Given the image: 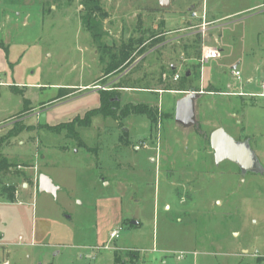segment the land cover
<instances>
[{
    "label": "rangeland",
    "instance_id": "rangeland-1",
    "mask_svg": "<svg viewBox=\"0 0 264 264\" xmlns=\"http://www.w3.org/2000/svg\"><path fill=\"white\" fill-rule=\"evenodd\" d=\"M99 5L0 0V264H263L264 173L215 163L209 134L248 138L264 168V109L248 103L264 92V0ZM204 45L221 56L202 61ZM172 69L196 89L191 124L174 118ZM101 91L115 117L76 126L78 143L65 125Z\"/></svg>",
    "mask_w": 264,
    "mask_h": 264
},
{
    "label": "water",
    "instance_id": "water-1",
    "mask_svg": "<svg viewBox=\"0 0 264 264\" xmlns=\"http://www.w3.org/2000/svg\"><path fill=\"white\" fill-rule=\"evenodd\" d=\"M169 6V0H159V7ZM188 74V72H186ZM195 91L189 90L175 103L174 118L183 125L191 124L194 119ZM46 121L45 112H41L39 123ZM209 145L213 151L215 163L228 160L237 165L241 173L257 172L264 173V168L250 147L248 138L238 140L229 135L222 127L213 129L209 134ZM37 189L40 192L56 194V186L51 178L40 173L37 179ZM132 223H137L133 221Z\"/></svg>",
    "mask_w": 264,
    "mask_h": 264
},
{
    "label": "trees",
    "instance_id": "trees-1",
    "mask_svg": "<svg viewBox=\"0 0 264 264\" xmlns=\"http://www.w3.org/2000/svg\"><path fill=\"white\" fill-rule=\"evenodd\" d=\"M84 9H86L87 12H92V11H99L101 9L100 7V0H81ZM89 12V13H90ZM88 15V14H87ZM89 16V15H88ZM87 16V17H88ZM87 20V18H86ZM89 27V26H88ZM199 41V39H198ZM197 43V42H196ZM128 53L130 52H126L124 51V49H122L121 51V60L126 59V57L128 56ZM195 54L197 55V57L200 58L201 53L199 51V49L195 52ZM120 63V62H119ZM170 72L173 74L174 73V69L170 70ZM175 74V73H174ZM173 74V75H174ZM189 75L190 73L188 72V74H186V72L183 74V76L180 77L179 75V82L177 84H171L169 86H167L165 89L167 90H180V91H189V90H196L192 84L189 82ZM115 87H123L122 82H119L117 84H115ZM70 89L72 88H59V95H66L69 93V91H71ZM118 100H119V96L117 97H111L108 96V93L105 91H101L100 92V104L98 107L95 108H91L88 109L87 111H85L83 117H79V116H75L71 121L67 122V124L65 126H67L68 128V132L71 136H73L74 138H76V140L78 141V143H82V140L79 138V134L78 131L76 130V126L77 127H87L90 125L91 123V118L95 115V114H101V115H107V116H112L115 117V113H113L114 111H116L118 109ZM140 107V108H139ZM135 109H139V111H144L148 114V117L153 120L152 114L150 111H148L145 106H136ZM4 160V159H3ZM5 161V160H4ZM8 164L6 162H4V164H0V169H4L7 168ZM15 174H22V172L16 171ZM14 188L10 187V188H4L2 191V193H7V199L13 201V191ZM132 261V259H131ZM115 264H124V262L119 261L118 258L115 257L114 259ZM132 264V263H130Z\"/></svg>",
    "mask_w": 264,
    "mask_h": 264
},
{
    "label": "crops",
    "instance_id": "crops-1",
    "mask_svg": "<svg viewBox=\"0 0 264 264\" xmlns=\"http://www.w3.org/2000/svg\"><path fill=\"white\" fill-rule=\"evenodd\" d=\"M169 6H170V0H169ZM256 6V5H255ZM168 20L169 19H167L166 21L168 22ZM174 20V19H173ZM213 20H215V19H211L210 21H208V23H211ZM189 21H190V19H189ZM169 23H171V22H169ZM176 30V29H175ZM178 30V29H177ZM172 31H174V30H172ZM204 31V30H203ZM196 33H201L202 32V29H200V28H198V30H196L195 31ZM207 46H209V45H207ZM210 47H215V46H210ZM215 48H217V47H215ZM218 49V51H219V55L217 56V57H220L221 56V52H222V49L221 48H217ZM214 58H216V57H214ZM201 60L202 61H206L207 59H202V57H201ZM232 68H237V65L235 64V65H233L232 66ZM170 93H172V94H176V93H178V91H176V90H171V91H169ZM249 96H251V97H253V99H252V102H249L248 101V103H251V104H253L255 107L258 105V107L259 108H263L264 109V100H262V102H260V101H258L257 102V100H256V98L255 97H259V98H263L264 99V92L262 91V92H257V93H255V92H252L251 94H249ZM180 97H182L181 95H179L178 96V98H177V100L180 98ZM176 103V102H175ZM174 109H175V106H174ZM39 116H40V114H39ZM38 116V117H39ZM260 119H261V114H259L258 113V117H257V119H255V120H257L256 121V125H258V123H260ZM110 230H111V227L109 228V229H107V231H109L110 232ZM245 252V251H244ZM195 260H194V264H195ZM264 264V263H263Z\"/></svg>",
    "mask_w": 264,
    "mask_h": 264
},
{
    "label": "built area",
    "instance_id": "built-area-1",
    "mask_svg": "<svg viewBox=\"0 0 264 264\" xmlns=\"http://www.w3.org/2000/svg\"><path fill=\"white\" fill-rule=\"evenodd\" d=\"M193 15H195L194 12H193ZM202 27H203V23H202ZM203 29L204 28H202V31H203ZM218 55H219V51H218L217 48L210 47V46H207V45H204L202 47V51H201V57H202V59L214 58V57H217ZM233 73L238 76L239 75V70L237 68H234ZM178 78H179V74H177V73L174 74L173 79L174 80H177ZM263 85H264V83H263ZM117 234H118V231L117 230H114V231H112L110 233V237L111 238H114V237L117 236Z\"/></svg>",
    "mask_w": 264,
    "mask_h": 264
}]
</instances>
